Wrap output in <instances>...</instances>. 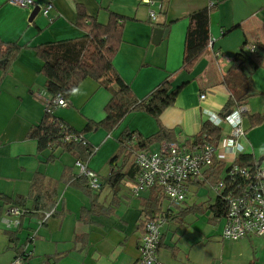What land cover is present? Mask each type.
Here are the masks:
<instances>
[{
  "label": "crops",
  "instance_id": "obj_1",
  "mask_svg": "<svg viewBox=\"0 0 264 264\" xmlns=\"http://www.w3.org/2000/svg\"><path fill=\"white\" fill-rule=\"evenodd\" d=\"M34 1L35 7L20 9L9 6L7 0H0L2 41L35 47L77 40L82 35L75 26V5H81L88 17L101 24L107 23L108 11L124 17L122 43L113 60L115 70L138 99L145 98L168 75L174 87L188 81L173 105L160 116L165 128L186 136L197 134L208 116L218 115L225 105L228 91L220 80L242 42L248 40L264 46V0H152L151 6L142 4L141 0ZM47 2L52 4L53 11L45 18L40 9ZM212 4H216L217 9L209 18L211 45L191 71L185 73L180 67L186 18ZM35 10L38 12L33 15ZM149 10L157 15L154 24L150 22ZM238 25L237 29L229 31ZM159 28L166 30L167 34L154 44L153 32ZM40 67L34 52L23 49L5 73L0 71V194L11 198L23 197L25 207L29 209L32 204L29 185L35 172L42 173L45 183L55 186L57 194L54 213L43 225L39 226L35 217H25L18 227L19 243H26L25 250L33 258L29 264H62L63 261L66 264H140L137 246L141 232L136 225L141 218L140 201L149 192L133 198L125 181L116 194L117 206L121 203L130 206V201L137 199V216L124 215L119 210L112 218L97 215L91 217V223L84 224L79 221V211L90 206V197L80 188L70 185L76 175V159L57 152L56 160L47 165L44 161L48 153L38 155L36 142L27 138L28 131L40 123L44 112L42 104L35 98L37 93L46 94L44 80L39 75ZM200 95H205L204 100L199 99ZM109 100L107 91L91 79H86L73 92L68 106L57 108L54 116L79 131L86 121L99 122L104 118L103 110ZM243 111L249 116H263V121L256 127L250 126L248 115L242 120L246 133V140L241 141L243 153L251 154L258 160L264 156V138L254 142L252 136L264 127V60L252 74L250 97ZM220 129L224 136L226 128ZM123 130L150 136L157 131V125L150 116L134 113L125 117L112 135L101 130L86 135L87 142L96 149L87 166L102 180L109 174L108 161L117 148L116 138ZM219 158L225 167L233 161L232 155L227 152ZM194 189L195 186L190 184L187 194ZM100 195L99 204L103 208L109 207L102 203ZM186 206L190 205L185 201L182 207ZM2 208L5 206L0 203ZM206 214L207 219L202 215L193 217L201 218L208 224L211 216ZM1 215L0 264H12L14 253L8 249L7 238L3 234L8 229L1 224L5 213ZM197 223L190 230L193 232H189L191 223L186 219L181 223L165 222L171 225L169 243L160 244L172 250L173 254L168 257L158 249L162 264H264L262 239L223 240V218L218 222L220 227L215 229L207 230L196 226ZM176 227L183 232L179 236H176ZM31 236L32 240H25ZM165 236L163 233L161 237Z\"/></svg>",
  "mask_w": 264,
  "mask_h": 264
},
{
  "label": "trees",
  "instance_id": "obj_2",
  "mask_svg": "<svg viewBox=\"0 0 264 264\" xmlns=\"http://www.w3.org/2000/svg\"><path fill=\"white\" fill-rule=\"evenodd\" d=\"M216 4L209 5L193 12L186 18L184 33L183 53L180 69L189 73L195 62L206 51L209 41V18L216 11ZM75 26L81 33V38L69 42H53L35 47L19 45L17 42H4L0 39V71L6 72L8 67L17 58L23 49H31L41 63L39 75L44 80V90L49 97V105L44 109L43 117L37 126L31 127L27 138L36 142V152L41 155L47 152L45 164H52L57 158V152L72 155L76 160L88 161L96 149L90 145L85 136L96 131H103L112 135L121 122L128 115L144 113L150 116L157 125V131L150 136H143L136 131L123 130L116 138L117 151L109 160V174L101 180L100 190L91 192L85 180L71 179V186L90 197V206L82 207L79 211V221L84 224L91 223L93 216H108L117 205L116 194L123 182H132L138 174L134 158L138 153L148 152L152 144H175L179 150L186 152L200 151L205 147L216 148L222 141V132L219 127L210 122H203L197 134L183 135L174 129L165 128L160 122V116L173 105L179 92L187 85L188 81L174 87L168 75L145 98L138 99L129 84L117 73L113 60L122 43L123 24L126 19L118 14L108 11V21L101 24L95 18L88 17L81 5H75ZM163 27L160 24H155ZM239 27L233 26L229 31ZM254 50L249 52L248 49ZM264 60V46L258 42L244 40L239 49L231 57V65L222 75L220 83L228 91V99L221 108L218 116L224 118L236 109L244 108L250 97L252 74ZM86 79L94 81L99 88L110 95V100L104 108V118L99 122L86 121L83 129L77 131L61 119L54 116L57 109L52 100L61 97L69 102L73 92ZM248 114H243L245 117ZM250 126L256 127L263 121V116H249ZM249 174L257 170V160L248 153L239 154L233 164ZM225 166L214 159L210 169L204 174L202 181L192 183L196 188L214 186L223 180L225 188L215 194L212 203L197 202L190 206L179 207L177 211L169 209V205L157 187L152 188L146 198L140 201V214L136 229L142 232L144 220H153L161 217L165 222L176 221L181 223L189 215H204L210 213L211 219L207 222L221 221L226 213L227 196L248 184V179H241L238 174L229 176L226 173L221 179ZM228 168L227 170H229ZM230 171V170H229ZM228 171V172H229ZM112 193L110 206L103 208L99 204V195L104 187ZM238 192V191H237ZM56 188L45 183V177L40 172H35L29 185V198L31 207H25V199L21 196L7 197L0 194V203L5 208L0 209V217L9 208L18 207L23 210L21 220L25 217L40 219L45 212L55 206ZM21 225V224H20ZM20 227V226H19ZM18 229V228H17ZM5 230L7 247L14 253V260L19 259L21 264H29L33 259L30 252L25 250L26 243H19V229ZM28 237L25 240H32ZM160 247V245H159ZM50 258L46 259L49 260Z\"/></svg>",
  "mask_w": 264,
  "mask_h": 264
},
{
  "label": "built area",
  "instance_id": "obj_3",
  "mask_svg": "<svg viewBox=\"0 0 264 264\" xmlns=\"http://www.w3.org/2000/svg\"><path fill=\"white\" fill-rule=\"evenodd\" d=\"M141 3L148 6L153 5L152 0H141ZM7 4L20 9L35 7L34 0H7ZM52 11L53 6L50 2L40 9L41 15L45 18H48ZM148 16L152 24L157 21L155 11L149 10ZM253 50L254 48L248 49L249 52ZM35 98L39 100L44 109L48 107L50 99L46 94L37 93ZM204 98L205 95L199 97L200 100ZM52 103L56 108L68 106V102L61 97H56ZM242 111V108L236 109L224 118L214 114L208 116L207 122L215 127L226 128L225 135L216 148L205 147L200 151L186 152L179 150L175 144H170L160 146L156 152L138 153L134 158L138 174L132 182L127 183L131 197L139 198L143 193L157 187L165 196L169 209L174 211L183 206L186 201L188 186L202 181L214 159L220 161L219 157L227 152L232 155L233 161L224 168L221 179L226 176V173L229 176L238 174L241 179H248V184L237 190L238 192L235 191L227 196L221 238L235 242L246 237H258L264 241V166L261 165L252 174L237 166L230 167L235 158L244 151L241 141L246 140V133L242 127ZM74 166L75 177L85 180L91 192H98L101 188V180L98 174L87 166V161L75 160ZM228 168L230 171L227 170ZM210 188L217 194L224 190L225 185L221 180ZM53 213V209L43 213L37 224L43 225ZM22 214L23 210L18 207L9 208L1 224L8 230L17 229L20 226ZM163 223L165 221L161 217L144 220L137 246L141 264H162L157 260L156 253L161 241L159 228ZM13 264H21V261L15 259Z\"/></svg>",
  "mask_w": 264,
  "mask_h": 264
},
{
  "label": "rangeland",
  "instance_id": "obj_4",
  "mask_svg": "<svg viewBox=\"0 0 264 264\" xmlns=\"http://www.w3.org/2000/svg\"><path fill=\"white\" fill-rule=\"evenodd\" d=\"M250 48H253V47H250ZM243 114H245L244 111L241 112V119L242 120H243ZM262 134L264 135V127L261 128V129H258L257 131H255L253 133V136H252L253 141L254 142L261 141L264 138V136H262ZM117 147H118V145H117ZM159 148H160V144L154 143V144H152L150 146L149 150L151 152H156V151L159 150ZM116 151H117V148H116L114 154L116 153ZM113 155L111 156V158L113 157ZM108 163H109V161H108ZM263 166H264V162H263ZM214 198H215V192L211 190L210 186L198 187V188L195 187V189L193 191H191L190 193H188L186 195V202H187L188 205H192L195 201H197V202H206V204H208V203H212L213 200H214ZM100 199H101V201H102V203L104 205H106V206L109 205L110 206L109 203H111L112 194L110 192V189L107 186L102 189L101 195H100ZM130 202H131V205L130 206H127L126 204H123V203H121V206H119V205L117 206L116 205L114 207V209H113L112 214L111 215H108L106 217L107 218H112L113 216H115L117 214V212L119 210H121V214H124V215L131 214L132 216H135V215L137 216L136 207H137L138 200L137 199H133ZM196 216H198V215H196ZM1 217H2V215H1ZM202 217H204L205 219H207L208 216L202 215ZM185 219L191 223V229H189V232H193V231H190V230H193L192 229L193 228L192 226H194L197 222H198L197 223L198 225H196V226L205 227L207 230L209 228L215 229L217 226L220 227V225L218 224V222L215 223L214 221H211L210 223L207 224L205 221L201 220V218H199V220H198L195 217H193V215H189V216L185 217L184 220ZM170 228H171V225H167L165 223H163L160 226V228H159V232H160L161 236L163 235V233L166 235L165 238H162L161 237L160 243H162L163 245H167L169 243ZM176 228H177L176 236H179L180 234L183 233L180 228H178V227H176ZM0 229L1 230L3 229L2 226H0ZM159 251L160 252H165L168 257L172 256V254H173V251L172 250H170L168 248H165V247H162L161 244H160V247H159ZM156 258H157V260L160 263H163L161 260H159L157 253H156ZM13 261H14V259L12 260V264H13ZM62 264H66V263L63 261Z\"/></svg>",
  "mask_w": 264,
  "mask_h": 264
},
{
  "label": "water",
  "instance_id": "obj_5",
  "mask_svg": "<svg viewBox=\"0 0 264 264\" xmlns=\"http://www.w3.org/2000/svg\"><path fill=\"white\" fill-rule=\"evenodd\" d=\"M37 12L38 11L35 10L33 15L37 14ZM166 34H167V31L162 30L161 28L154 30V32H153V43L154 44L158 43V41H160L162 39V37ZM263 162H264V156H262L261 158H259L257 160V167H260L263 164Z\"/></svg>",
  "mask_w": 264,
  "mask_h": 264
}]
</instances>
